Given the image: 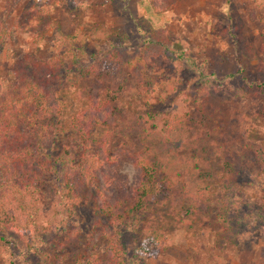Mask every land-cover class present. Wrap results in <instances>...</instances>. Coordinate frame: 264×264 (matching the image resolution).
Segmentation results:
<instances>
[{"label": "rangeland", "instance_id": "obj_1", "mask_svg": "<svg viewBox=\"0 0 264 264\" xmlns=\"http://www.w3.org/2000/svg\"><path fill=\"white\" fill-rule=\"evenodd\" d=\"M86 4L84 8L71 11L66 3L58 0H17L12 14H9L6 0H0V29L6 26L13 32L1 56L3 78L12 79L11 68L17 60L28 54L49 60L60 41L76 35V56L83 66H89L92 54L100 53L103 57L105 53L103 55L102 52L125 42L130 53L142 50L141 54L151 61L147 68L148 76L154 81H164L163 88L154 85L149 90L154 96L161 94L164 99L156 97L155 102L148 105L146 96L137 86L139 82H136V88L131 89L132 94L121 104L117 102L120 109L112 125L92 130L95 136L89 151L101 157L110 178L101 176L100 181L91 180L81 188L84 199L74 220L80 228L81 239L68 246L66 252L73 255L87 251L106 253L108 242L102 238L100 226L108 225L111 220L98 217L96 208L104 205L105 200H133L141 173L129 152L133 148L137 149L136 154L146 151L148 137L142 131L166 130L168 126L164 118L170 119L175 113L189 111L192 119L206 120L211 137L217 144L211 148L208 160L209 169L212 167L218 177L197 180L203 171H207L199 162L193 163L196 168L186 177L194 179L198 189H205L210 200L220 197L226 181L232 179L239 195L258 211L264 193V165L251 146L264 150V0H176L175 5L161 15L152 14L145 0H87ZM48 6V27L37 48V34L31 30L23 31L19 25L32 16L31 10L35 12ZM50 24H53L52 28H49ZM171 48L184 52L192 61L203 65L208 77L222 83L219 88L215 85L210 89L203 110L194 105V99L186 102L182 90L188 88L193 94L196 92V73L191 67L181 66L178 55L173 56L176 62L168 59ZM243 48L251 49L255 55L249 80L254 89L247 97L238 95L240 89L230 91L233 87L242 88L245 83L236 63L237 51ZM103 68L114 81L121 71L119 64L109 60ZM127 73L131 80H137L133 72ZM71 76L62 91L66 102L61 116L64 132L58 146L73 145L77 148V157L82 158L86 151L85 141L73 130L72 121L77 115H82L88 124L94 115L91 109L94 99H83L82 92L87 86L97 91L112 85L108 82L98 88L99 85L93 81L81 87ZM140 116H148L153 122L146 123ZM128 128L133 129L134 136L126 131ZM111 157L118 161L112 162ZM179 161L170 162L171 170L178 169L182 162L181 159ZM230 168L235 170L232 175L227 173ZM57 201L55 178L49 176L41 194L44 222L51 217L52 207ZM192 214L193 217H189L183 211L181 216L182 220L193 218V228L164 214L156 217L146 215L149 225L167 227L172 239L167 251L156 259L147 260L146 264H264L263 219L242 227L236 242L220 246L216 237L220 230L216 214H211L203 223L195 213ZM139 238L141 236L138 244ZM130 242L126 238L127 247ZM0 264L44 263L36 253L9 246L0 239ZM67 264H73V259L67 260Z\"/></svg>", "mask_w": 264, "mask_h": 264}, {"label": "trees", "instance_id": "obj_2", "mask_svg": "<svg viewBox=\"0 0 264 264\" xmlns=\"http://www.w3.org/2000/svg\"><path fill=\"white\" fill-rule=\"evenodd\" d=\"M16 1L6 0L9 14H12ZM58 1L66 3L71 11L87 6V0ZM145 3L152 14L161 15L174 6L176 0H145ZM49 13V6L35 12L31 10L32 16L19 25L21 30L37 34V48L48 27ZM12 36L13 32L6 26L0 29V239L5 244L36 253L44 264H67L69 259H73V264H146L147 260L156 259L172 245L167 227L149 225L147 214L154 217L164 214L193 228V218L182 220L183 211L189 217H193L192 212L195 213L200 223L214 213L220 225L216 234L220 246L236 242L242 227L260 218L264 220V193L262 206L256 211L239 195L232 179L226 181L220 197L210 200L205 189H198L194 179L186 177L190 175L189 171L196 168L193 163L198 162L207 171H203L197 180L218 177L212 167L209 169L208 160L211 148L217 147V144L211 137L206 120L192 119L189 111L175 113L170 119L164 118L168 126L166 130L142 131L148 137L146 151L136 154L137 149L133 148L129 152L141 173L133 200H105L104 205L96 208L98 217L111 220L108 225L100 226L103 229L102 238L108 242L106 253H67L66 248L81 239L80 228L74 224L78 207L84 199L81 188L91 180L100 181L101 176L110 178L101 157L89 151L91 142H94V131L112 125L120 109L117 102L122 103L131 89L136 88V82H139L137 86L146 96L148 105L155 102L156 97L164 99L161 94L154 96L149 91L154 85L163 88L164 81H154L148 76L147 68L151 61L141 54L142 50L130 53L125 42L102 52L103 55L105 53L103 57L100 53L92 54L89 66H83L76 56V35L60 41L49 60L39 59L34 54L17 60L11 68L12 79H6L1 76V56L6 41ZM168 54V59L174 62L173 56L178 55L181 66L191 67L196 73V92L193 94L188 88L182 92L186 102L194 99V105L203 110L210 89L215 85L219 88L222 83L208 77L205 67L192 61L184 52L171 48ZM254 58L249 48L237 51L236 63L245 83L242 88L233 87L230 91L240 89L238 95L241 97H247L254 89L253 83H249ZM108 60L120 65L121 71L115 81L110 78L109 72L104 71L103 64ZM127 72H133L137 80H131ZM70 76L81 87L93 81L99 85L98 88L108 82L112 85L97 91L87 86L82 92L83 99H94L91 108L94 115L88 124L82 115H77L72 121L73 130L85 141L86 151L82 158L77 157L75 146H58L64 132L61 116L66 102L62 91ZM140 118L146 123L153 122L148 116ZM126 131H130L131 137L135 135L132 128ZM251 148L256 150L260 163L264 165V150L255 146ZM180 159L182 162L178 169L171 170L170 162L180 163ZM111 161L118 160L111 157ZM234 172L232 168L227 171L230 175ZM49 176L55 178L58 201L52 207L51 217L44 222L41 194ZM126 238L131 240L128 247Z\"/></svg>", "mask_w": 264, "mask_h": 264}]
</instances>
